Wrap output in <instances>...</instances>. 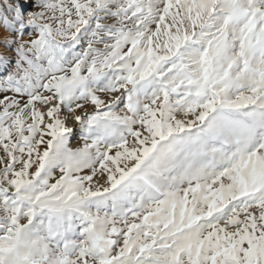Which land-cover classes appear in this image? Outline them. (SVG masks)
I'll use <instances>...</instances> for the list:
<instances>
[{
    "label": "snow or ice",
    "instance_id": "6c2138e0",
    "mask_svg": "<svg viewBox=\"0 0 264 264\" xmlns=\"http://www.w3.org/2000/svg\"><path fill=\"white\" fill-rule=\"evenodd\" d=\"M0 264H264V0H0Z\"/></svg>",
    "mask_w": 264,
    "mask_h": 264
},
{
    "label": "rangeland",
    "instance_id": "374dc122",
    "mask_svg": "<svg viewBox=\"0 0 264 264\" xmlns=\"http://www.w3.org/2000/svg\"><path fill=\"white\" fill-rule=\"evenodd\" d=\"M0 32H3V29L2 28H0Z\"/></svg>",
    "mask_w": 264,
    "mask_h": 264
}]
</instances>
